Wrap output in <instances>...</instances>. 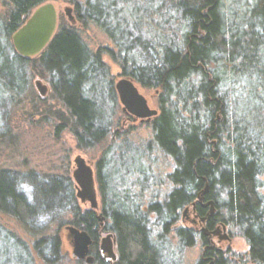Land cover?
I'll list each match as a JSON object with an SVG mask.
<instances>
[{"label": "trees", "instance_id": "1", "mask_svg": "<svg viewBox=\"0 0 264 264\" xmlns=\"http://www.w3.org/2000/svg\"><path fill=\"white\" fill-rule=\"evenodd\" d=\"M45 1L4 0L7 13L1 29L6 38ZM70 2L75 22L94 24L117 53L92 52L74 27L64 23L31 59L18 56L10 43L0 41V95H20L27 81L24 68L33 64L65 106V120L71 122L77 147L92 149L105 140L111 123L102 92L108 100L113 97L101 60L106 53L118 64L120 77L158 92V114L150 127L157 148L173 162L167 176L172 188L164 202L149 205L147 213L166 233L179 213L193 206L207 233L217 225L235 229L247 243L248 261L264 264V196L260 192L264 186V0H244L238 10L246 16H239L235 25L225 12L229 0ZM156 16L157 21L152 19ZM145 24L148 32L142 29ZM159 29L166 32L158 33ZM226 65H232L229 73ZM101 83H106L104 88ZM244 88L242 99L239 93ZM106 164L103 156L96 171L108 221L105 230L115 236L116 264H164L163 248L152 240L147 213L131 205L126 195L106 198ZM24 184L32 187L30 199ZM205 204H211L215 214H209ZM0 211L12 214L24 226L35 217L61 223L68 214L75 228L97 238V218L91 211L80 212L68 178L38 180L32 174L2 171ZM175 234L180 246H190L191 231L178 229ZM200 240L204 250L197 264H227L206 235L201 233ZM16 246L28 253L26 245ZM32 249L44 264L59 263L56 235H41Z\"/></svg>", "mask_w": 264, "mask_h": 264}, {"label": "rangeland", "instance_id": "2", "mask_svg": "<svg viewBox=\"0 0 264 264\" xmlns=\"http://www.w3.org/2000/svg\"><path fill=\"white\" fill-rule=\"evenodd\" d=\"M70 1H45V4L53 5L57 15L55 33L57 26L64 23L74 27L84 44L92 52L108 50L116 54L117 50L111 40L94 24L76 23L73 12L74 23L71 24L67 20L64 9H74L73 2ZM137 1L141 2V0ZM74 2L82 4L85 0H74ZM243 3L244 0L237 2L229 0L225 4V12L233 25L239 16H246L239 15L238 8H241ZM232 12L238 15H231ZM6 13L7 6L4 4V0H0V41L5 44L10 43L12 47V36L6 38L1 29V22ZM152 19L157 21L158 17H152ZM146 24L142 29L149 31ZM150 28L153 29V25ZM157 31L161 34L166 32L161 29ZM101 60L108 70V77L105 81L111 83L109 87L113 91V97L110 100L106 98V92L102 91L105 97L107 116L111 122L105 140L92 149L81 150L77 147L75 138L70 131L71 122L65 120L68 116L65 106L53 94L49 82L42 76L44 74L41 75L40 71L33 70V64L30 63L24 68L27 81L23 92L20 95H0V172L7 171L21 176L32 174L38 180L44 177L70 179L73 183L76 205L80 212L91 211L100 222L101 226L99 230H96L98 239L101 240L106 238L107 234H111V238L115 240L114 234L105 230L108 221L103 210V199L97 179L96 166L98 162L105 156L107 164L104 174L107 175L105 179H107L106 187H108V197L106 198L109 199L110 195H116L119 199H123L126 195L132 202L131 205H135L145 213H147L149 205L163 203L171 190L172 186L167 176L172 172L173 162L157 148L150 127V122L158 114V92L143 89L134 84L138 94L145 101L148 111L154 112V114L149 118H138L123 113L115 84L126 78L120 77L118 64L111 60L106 53L102 54ZM236 64L238 63L236 62ZM231 66L226 65L228 73ZM36 82H40L47 89L44 96L36 89ZM105 84L101 83L100 85L104 88ZM239 94L243 99L246 95L245 88ZM77 159H82L92 172L95 207H92L91 202L87 199L81 200L77 197V186L72 177L76 170L75 161ZM1 178L9 180L5 175H2ZM22 189L26 197L30 199L32 187L24 184ZM260 192L264 196V186ZM205 206L210 207L209 214H215L212 205L205 204ZM147 215L152 240L158 242L160 240L157 245L159 244L163 248L164 264H197L204 250L200 240L201 233L206 235L211 247L224 254L227 264H252L247 258V243L235 229L217 225L213 232L207 233L205 223L200 220L193 206L182 210L177 222L170 226L166 233L163 232L160 224H157L152 213H147ZM104 219L105 221H103ZM60 221L61 223H48L42 217H35L31 221L32 224L24 226L12 214L0 211V264H19L26 261L27 264H44L32 249L33 243L41 235H56L58 237L60 242L58 264H86L83 261L75 260L71 254V245L67 240L69 235L67 228L77 229L72 225L71 216L64 214ZM42 228L44 230H41ZM178 229H185L193 233L190 246H180L175 234ZM158 236H162V238L159 239ZM186 240L189 241V239ZM19 242L26 245L27 254L16 246L20 244ZM99 244L100 241H98ZM98 245V259H100L105 253L99 249ZM113 253L115 262L106 256L105 264L117 263L116 242L113 243Z\"/></svg>", "mask_w": 264, "mask_h": 264}, {"label": "water", "instance_id": "3", "mask_svg": "<svg viewBox=\"0 0 264 264\" xmlns=\"http://www.w3.org/2000/svg\"><path fill=\"white\" fill-rule=\"evenodd\" d=\"M67 20L73 24L72 9H64ZM57 25V15L52 4L46 3L34 9L24 24L12 35V47L15 53L25 59L39 55L51 41ZM38 92L44 96L47 89L40 82L35 83ZM122 112L131 114L138 118H149L154 112L147 109L143 98L130 80L121 79L115 84ZM76 170L72 177L77 186V197L81 200L87 199L95 207L92 172L82 159L75 161ZM211 205V204H210ZM75 237L72 257L75 260L84 258L87 254L88 237L73 228H68ZM80 239V240H79ZM90 263L91 259H87Z\"/></svg>", "mask_w": 264, "mask_h": 264}, {"label": "flooded vegetation", "instance_id": "4", "mask_svg": "<svg viewBox=\"0 0 264 264\" xmlns=\"http://www.w3.org/2000/svg\"><path fill=\"white\" fill-rule=\"evenodd\" d=\"M94 214V213H93ZM95 215V214H94ZM97 218V217H96ZM98 221V230L100 228V222ZM105 221V219L103 220ZM102 221V222H103ZM68 230V228H67ZM76 231H78L79 233H84L88 239H89V243L87 246V254L84 258L78 260V261H83L86 264H105V258L106 256L110 257L114 262H115V257H114V253H113V243L115 242V240L112 237L111 234H107L106 238H103L101 240L98 239V234H96V239H93V235L90 233H87L81 229H75ZM69 235L67 236V240L71 245V254L74 250V245H75V237L70 233V231L68 230ZM80 240V239H79ZM98 241H100V244L98 245ZM97 245L99 246V249L103 251V253H105V255H102V257L100 259H98V250H97ZM93 252V255H92ZM87 259H91V262L88 263Z\"/></svg>", "mask_w": 264, "mask_h": 264}, {"label": "bare ground", "instance_id": "5", "mask_svg": "<svg viewBox=\"0 0 264 264\" xmlns=\"http://www.w3.org/2000/svg\"><path fill=\"white\" fill-rule=\"evenodd\" d=\"M133 85H134V83H133ZM202 222H204V220H201ZM205 223V222H204Z\"/></svg>", "mask_w": 264, "mask_h": 264}]
</instances>
